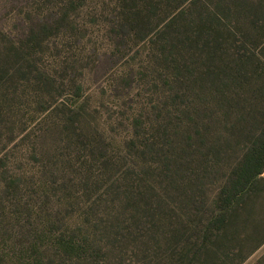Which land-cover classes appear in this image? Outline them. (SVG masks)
<instances>
[{
    "label": "trees",
    "instance_id": "1",
    "mask_svg": "<svg viewBox=\"0 0 264 264\" xmlns=\"http://www.w3.org/2000/svg\"><path fill=\"white\" fill-rule=\"evenodd\" d=\"M117 1L122 22L112 24L111 30L120 34L131 26L128 18L137 25L131 31L140 34L136 30H143L142 21L158 15L157 0ZM197 6L193 18L180 13L150 36L147 63L139 67L154 72L161 61L167 71L158 69L156 78L164 81L168 68L174 71L175 53L194 60L184 77L189 83L186 96L197 95L191 103L199 120L187 121L177 143L190 158H178L180 153L171 149L173 141L165 148L137 131L129 133L113 149L122 160L118 177L110 182L109 178L106 192L89 201L95 218H85L79 234L77 229L58 227L52 247L59 257L40 253L36 245L31 249L38 254L24 256L25 262L0 253V264H112L109 254H114L118 236L138 240L139 250L137 259L126 261L117 247L113 264H242L264 244V0H199ZM42 37L40 30H33L26 42L8 47L0 57L7 64L17 63L14 68L26 65L30 56L24 51ZM181 72L176 69L175 79L186 81ZM83 109L72 112L82 115ZM60 118L62 123L72 121ZM85 121V130L72 121L61 132L76 148H90V154L99 146L94 145L96 139L82 141L83 133L89 132ZM133 126L137 128L135 122ZM148 154L156 163L140 166L136 157ZM81 167L92 173L75 179L87 186L92 175L100 180L113 163L105 154L82 162L83 174ZM174 187L185 191L184 196L170 197ZM103 202L112 212L98 220ZM176 203L185 208H174ZM109 217L111 222L102 226ZM165 218L167 226L155 224ZM4 226L0 223L1 230ZM255 264H264V254Z\"/></svg>",
    "mask_w": 264,
    "mask_h": 264
},
{
    "label": "rangeland",
    "instance_id": "2",
    "mask_svg": "<svg viewBox=\"0 0 264 264\" xmlns=\"http://www.w3.org/2000/svg\"><path fill=\"white\" fill-rule=\"evenodd\" d=\"M157 1L158 15L141 20L143 30H136L140 34L131 31L137 25L129 18L131 26L120 34L118 29L111 30L112 24L122 22L117 0H0V55L10 46H21L33 30H40L43 36L24 51L30 56L26 65L14 68L17 63L7 64L0 57V223L5 225L0 229V253L25 262L24 256L38 254L31 249L37 245L40 253L58 258L52 247L58 227L73 231L83 226L85 218H95L90 210L94 203L89 205V201L106 192L109 178L110 182L118 177L122 160L113 149L129 133L137 131L165 148L173 141L171 149L180 153L177 157L190 158L177 143L187 121L199 120L191 103L197 95L186 96L189 83L184 77L187 64L194 60L175 53L174 71L169 67V78L164 81L156 78L158 69L167 71L161 61L154 72L139 67L147 63L150 36L180 13L193 18L199 0ZM176 69L186 81L175 79ZM80 106L84 108L82 115L72 112ZM60 117L65 121L70 117L84 130L86 119L89 132L83 133L82 141L96 139L94 145L99 147L90 154V148H76L61 132L72 121L62 123ZM105 154L113 168L100 180L95 181L92 175L85 186L75 179L92 173L81 167L82 174V162ZM195 159L199 164V154ZM136 161L145 168L156 163L150 154L136 157ZM184 194L174 187L170 197L177 195L179 199ZM178 205L174 208H185ZM99 211L102 216L98 220L110 215L112 207L103 202ZM112 218L101 225L109 224ZM166 219H157L155 224L167 226ZM80 232L77 229V234ZM117 247L124 260L137 259L138 240L118 236L115 252L109 254L112 264L118 257ZM263 254L264 244L242 264H255Z\"/></svg>",
    "mask_w": 264,
    "mask_h": 264
}]
</instances>
